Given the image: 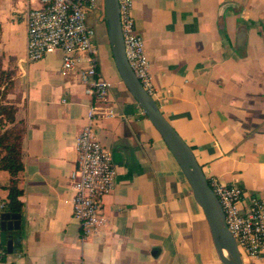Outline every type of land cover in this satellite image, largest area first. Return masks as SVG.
I'll return each mask as SVG.
<instances>
[{
  "label": "crops",
  "instance_id": "crops-1",
  "mask_svg": "<svg viewBox=\"0 0 264 264\" xmlns=\"http://www.w3.org/2000/svg\"><path fill=\"white\" fill-rule=\"evenodd\" d=\"M38 0H0V69L21 123L15 175L0 169V213H17V238L0 264H221L201 208L174 158L122 83L102 0L85 13L97 76L108 83L94 135L114 165L102 223L80 240L68 175L90 98L61 51L25 59V19ZM157 109L208 181L240 188L239 208L264 199V0H132ZM112 106L114 114L106 117ZM19 190L11 210L10 181ZM242 264H264L240 256Z\"/></svg>",
  "mask_w": 264,
  "mask_h": 264
},
{
  "label": "built area",
  "instance_id": "built-area-1",
  "mask_svg": "<svg viewBox=\"0 0 264 264\" xmlns=\"http://www.w3.org/2000/svg\"><path fill=\"white\" fill-rule=\"evenodd\" d=\"M118 20L125 60L142 89L150 96L153 86L148 73V60L141 37L134 31L130 11L132 0H116ZM95 8V0H38V6L29 8L25 19V59L36 61L54 49L61 51L62 72L75 68L90 98L86 121L74 138L76 158L68 175L71 214L78 222L80 240L102 223L103 197L112 189L114 165L108 150L94 135L98 118L96 107L106 102L108 83L97 76L95 52L92 45L94 30L86 25L85 13ZM139 112L141 109L137 106ZM114 114L112 106L106 117ZM208 185L223 213V221L232 236L239 255L256 258L264 251V199L250 197L239 208L242 192L239 187L225 185L210 178ZM4 251L0 248V258Z\"/></svg>",
  "mask_w": 264,
  "mask_h": 264
},
{
  "label": "water",
  "instance_id": "water-1",
  "mask_svg": "<svg viewBox=\"0 0 264 264\" xmlns=\"http://www.w3.org/2000/svg\"><path fill=\"white\" fill-rule=\"evenodd\" d=\"M102 6L113 63L122 83L158 132L180 168L193 198L202 210L219 261L221 264H242L235 242L224 224L223 213L218 201L189 147L164 119L152 98L142 89L127 65L119 27L117 1L102 0ZM18 228L19 215L17 213H0V245L4 246L7 251L12 242L17 241V238H12V234Z\"/></svg>",
  "mask_w": 264,
  "mask_h": 264
},
{
  "label": "trees",
  "instance_id": "trees-1",
  "mask_svg": "<svg viewBox=\"0 0 264 264\" xmlns=\"http://www.w3.org/2000/svg\"><path fill=\"white\" fill-rule=\"evenodd\" d=\"M4 77V78H3ZM0 80L4 79L6 87H11L8 75L0 69ZM7 88V89H8ZM5 108V107H2ZM15 106H8V111L4 114L3 121L11 122L15 114ZM2 119L0 120V122ZM19 131L5 130L0 134V169L7 170L12 176L16 174L21 168L19 161L20 140L23 132V127L18 121ZM19 190L14 187V179L10 181V189L8 193V200L10 209L19 210L20 203L17 201Z\"/></svg>",
  "mask_w": 264,
  "mask_h": 264
},
{
  "label": "rangeland",
  "instance_id": "rangeland-1",
  "mask_svg": "<svg viewBox=\"0 0 264 264\" xmlns=\"http://www.w3.org/2000/svg\"><path fill=\"white\" fill-rule=\"evenodd\" d=\"M6 73V72H5ZM7 74V73H6ZM4 78V77H3ZM1 79V78H0ZM6 87V83L4 82V79L0 80V134L5 131H19V126L17 125L18 120L14 117L11 122L3 121L4 114L8 111V106H13V100L9 98V91L10 88ZM5 107V108H2Z\"/></svg>",
  "mask_w": 264,
  "mask_h": 264
}]
</instances>
